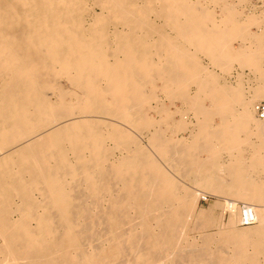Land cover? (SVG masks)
Listing matches in <instances>:
<instances>
[{
  "label": "bare ground",
  "instance_id": "1",
  "mask_svg": "<svg viewBox=\"0 0 264 264\" xmlns=\"http://www.w3.org/2000/svg\"><path fill=\"white\" fill-rule=\"evenodd\" d=\"M232 1L0 0V264H264V9Z\"/></svg>",
  "mask_w": 264,
  "mask_h": 264
},
{
  "label": "rangeland",
  "instance_id": "2",
  "mask_svg": "<svg viewBox=\"0 0 264 264\" xmlns=\"http://www.w3.org/2000/svg\"><path fill=\"white\" fill-rule=\"evenodd\" d=\"M228 1H232V0H228ZM235 1V3L237 4V2L239 3H241V1H242V3L239 5V4H237L238 5V7H242V8H244L245 7V13L246 14H250V12L252 13V14H257V15H259L260 13H262L264 10V5H263V3H264V0H245V1H247V2H244L243 0H234ZM234 1H232V2H234ZM245 3V4H244ZM245 5V6H244ZM247 5V6H246ZM253 5V6H252ZM252 6V7H251ZM256 7V8H255ZM253 8V9H252ZM263 10V11H262ZM255 12V13H254ZM257 12V13H256ZM257 27H253L252 28V31L254 32L255 30H258V29H256ZM255 32H257V31H255ZM246 79H247V77H246ZM4 81H5V77H3L1 74H0V86L4 83ZM262 102H264V101H262ZM178 104V105H177ZM176 105H177V107H179V108H181L182 106H183V103H182V105H181V103L179 102V101H177L176 102ZM186 107V106H185ZM180 113V112H179ZM183 117V116H182ZM189 118V117H188ZM177 119H180V115H178L177 114ZM146 140V139H145ZM146 142H147V140H146ZM221 177V174H218V177ZM188 182V181H187ZM188 184L190 185V186H197V184H193L191 181H189L188 182ZM226 197H224V199H225ZM223 199V197H222V199H220V201H225ZM227 199V198H226ZM236 201H238L237 199H235ZM218 200H217V198L216 197H214V196H209V197H207L206 199H202V200H200V202H199V205H198V208H199V210H198V212L199 211H201V210H208V209H210V206H213V205H215V202H217ZM213 204V205H212ZM217 214H220V213H222V211L220 210V209H218L217 211ZM220 212V213H219ZM228 215H229V218H230V212H227L226 214H225V216H224V221L226 222V223H228L229 222V218H228ZM195 219H191L192 221L190 222L191 224L190 225H192V227L191 226H189V228H188V232H187V236H188V238L190 239L189 240V242L191 243V241L193 240V242L192 243H194V244H197L198 246H200L201 244H202V242H201V240L203 239V235H212V234H217L219 231V229H217L218 227L217 226H212V227H209V229L208 228H206V230H201L200 228H199V226H195L196 224H197V222H193V221H197V217L195 216L194 217ZM199 221V220H198ZM193 223V224H192ZM196 223V224H195ZM198 225H199V222H198ZM195 227H197L198 229H197V231H195L196 230V228ZM216 227V228H215ZM240 227H242V226H240ZM243 227H246V226H243ZM194 228V229H193ZM192 229V230H191ZM190 230V231H189ZM203 233H202V232ZM191 232V233H190ZM203 234V235H202ZM200 237V238H199ZM200 241H199V240ZM195 240H198V242H196ZM191 243V244H192ZM214 247H216V246H214ZM214 247H212V250L214 251ZM217 249H215V251H216ZM119 260V259H118ZM119 263V264H123L122 262L120 263V261H116V263ZM117 263V264H118ZM200 264H204V263H200Z\"/></svg>",
  "mask_w": 264,
  "mask_h": 264
},
{
  "label": "crops",
  "instance_id": "3",
  "mask_svg": "<svg viewBox=\"0 0 264 264\" xmlns=\"http://www.w3.org/2000/svg\"><path fill=\"white\" fill-rule=\"evenodd\" d=\"M213 8V10L215 9V11L217 12V14L218 15H220L221 14V8L219 9V7H212ZM238 8H241L242 10H245L244 8H242V7H238ZM241 9H239L240 11H241ZM220 11V12H219ZM238 46V44L237 43H235V47H237ZM200 58L202 59V62H203V65L204 66H207V65H209L208 67H210V60H208L209 58H207V57H203V55L201 54L200 55ZM207 58V59H206ZM210 63V64H209ZM235 68H238V64H236L235 65ZM237 71L239 72V73H241L242 71H241V69H236V72L234 71L232 74V76H229V75H225V78H227V80H229V82L230 83H232V84H235L236 83V74H237ZM217 73H219L220 75H221V72L219 71H217ZM254 73V72H253ZM252 72H250L249 70H246L245 71V75H246V77H247V81H246V83H248L249 81L248 80H250V82L248 83V85L246 84V92L247 93H249L248 91H247V89H248V86H251L250 88H254L257 84H258V82H259V80H260V77H259V75H255V74H253ZM253 74V75H252ZM234 76V77H233ZM232 79H231V78ZM256 77V78H255ZM234 78V79H233ZM256 79V80H255ZM259 79V80H258ZM252 81V82H251ZM254 82H256V83H254ZM253 83V84H252ZM194 91V92H193ZM198 90H197V87L196 86H193L192 88H191V92H192V94L193 95H195L194 93L195 92H197ZM253 92V91H252ZM262 101H264V100H262ZM262 101H260V102H262ZM177 102V101H176ZM180 103H183L182 101H179ZM259 102V103H260ZM206 103V106H208L210 103L209 102H205ZM207 103H209V104H207ZM258 104V103H257ZM186 105H184V103H183V106H182V108H180L181 109V113H183L182 112V110L184 111V109H185V111H187V108L185 107ZM176 107H177V105H176ZM186 113V112H185ZM191 113V114H190ZM193 114V112H189V118L191 119H189L188 117H186L187 118V120H190L191 122L193 121L194 123H196V121H195V118H194V115H192ZM182 115V114H181ZM256 117V116H255ZM176 119H177V115H176ZM180 119H181V117H180ZM216 121H217V123L219 122L218 121V119H216ZM181 136H183V135H181ZM187 137H188V135H186ZM256 137V136H255ZM254 136H252V137H250V141L251 142H253L255 145H257V144H261V142H259V139L256 137L255 138ZM256 139V140H255ZM255 140V141H254ZM257 142V143H256ZM259 142V143H258ZM245 153H244V158H245V160H248V159H250V156H251V154H252V152H253V150H251V149H249V147L248 148H246L245 149ZM244 152V151H243ZM223 154H222V156H221V158H223V160L221 161L223 164H228L229 163V160H230V157H228V156H226V155H231V154H237V152H229V151H224V152H222ZM250 153V154H249ZM262 153H263V155H264V150H262ZM226 154V155H225ZM226 156V157H225ZM228 157V158H227ZM226 160V161H225ZM234 200V199H233ZM240 202V201H239ZM241 202H243V201H241Z\"/></svg>",
  "mask_w": 264,
  "mask_h": 264
},
{
  "label": "built area",
  "instance_id": "4",
  "mask_svg": "<svg viewBox=\"0 0 264 264\" xmlns=\"http://www.w3.org/2000/svg\"><path fill=\"white\" fill-rule=\"evenodd\" d=\"M256 115L259 120L264 121V102H260L256 105ZM240 205L244 207V204ZM242 221L243 226H252L256 223L255 217H253L251 213H247L246 211H243Z\"/></svg>",
  "mask_w": 264,
  "mask_h": 264
}]
</instances>
